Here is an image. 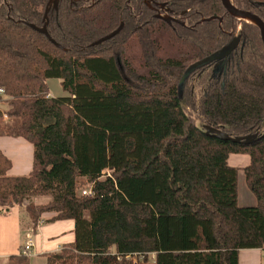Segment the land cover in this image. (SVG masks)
Instances as JSON below:
<instances>
[{
    "label": "trees",
    "instance_id": "16d2710c",
    "mask_svg": "<svg viewBox=\"0 0 264 264\" xmlns=\"http://www.w3.org/2000/svg\"><path fill=\"white\" fill-rule=\"evenodd\" d=\"M0 0V136L34 145L33 168L12 176L0 149V212L32 228L73 219L75 240L47 264H240L264 249V43L221 0ZM264 21V0H231ZM166 16V18H164ZM169 18L171 21H168ZM121 25L114 37L99 42ZM43 29V30H42ZM185 48L161 54V36ZM137 39L144 71L130 44ZM235 40L217 61L188 67ZM60 78L67 96H51ZM200 120L202 125L197 121ZM258 134L250 143L223 139ZM231 154H249L243 169ZM243 171L255 205L239 203ZM91 185L92 195L82 187ZM51 197L37 203L38 197ZM15 254L6 264H29Z\"/></svg>",
    "mask_w": 264,
    "mask_h": 264
},
{
    "label": "crops",
    "instance_id": "0c3cea01",
    "mask_svg": "<svg viewBox=\"0 0 264 264\" xmlns=\"http://www.w3.org/2000/svg\"><path fill=\"white\" fill-rule=\"evenodd\" d=\"M0 149L13 161L10 175L30 174L34 158V145L31 142L23 137L0 136ZM250 162L249 154H231L229 157L230 165L241 169ZM240 175H244L242 170ZM249 192L244 198L239 193L240 205H255V198L250 190ZM53 216V212L43 214L42 223L34 230L36 244L30 255L31 264H40V262L46 264L39 255L46 256V253L58 251L64 244L75 240V221L73 219L49 221ZM32 229L31 219L24 210L15 208L10 213L0 212V264L8 263L12 255L23 254L26 233ZM140 264H156L155 254H150L148 261L141 260ZM240 264H264V249L241 250Z\"/></svg>",
    "mask_w": 264,
    "mask_h": 264
},
{
    "label": "water",
    "instance_id": "95a60500",
    "mask_svg": "<svg viewBox=\"0 0 264 264\" xmlns=\"http://www.w3.org/2000/svg\"><path fill=\"white\" fill-rule=\"evenodd\" d=\"M221 1L223 3L224 7L226 8L227 12L230 15L239 17L240 19H244V20H247V21H250V22L256 24L259 27V29H260L261 38H262V41L264 43V21L258 15H255V14L249 12V11L241 10V9L237 8L232 3L231 0H221ZM164 18H166V16ZM167 20L171 21L169 18H167ZM122 27H123V25H121L117 30L112 32L110 35L100 39L99 42H102V41H105L107 39H110V38L114 37L116 34H118L120 32ZM235 43L236 42L234 40L231 44H229L228 46L224 47L220 52L216 53L215 55H213V56H211L209 58H205V59L200 60V61H196L195 63L191 64L188 67V69L186 70L184 76L181 79V82H180L181 90L184 87L185 81L198 68H201V67L209 64L212 61H215V60L218 61V60L227 58L228 55L230 54V52L232 51V49L236 47ZM221 64L224 65L225 61H222ZM205 129L207 130L208 133L215 134V135H217V136H219V137H221L223 139H226V140L230 139V140H233V141H245L246 143H250V142H252V141H254L255 139L258 138V134L253 135V136H247V137L232 138L228 134L224 133L223 131H221L219 129H216V128H213V127H210V126H205Z\"/></svg>",
    "mask_w": 264,
    "mask_h": 264
},
{
    "label": "rangeland",
    "instance_id": "374dc122",
    "mask_svg": "<svg viewBox=\"0 0 264 264\" xmlns=\"http://www.w3.org/2000/svg\"><path fill=\"white\" fill-rule=\"evenodd\" d=\"M161 42H162V50L161 54L164 56H179V54L185 50V48L175 45L169 38L167 33H163L161 36ZM130 56L133 60V63L135 64L136 67L140 69V71H144L142 69L141 65L143 63V55H142V49L140 44L138 43L137 39H133L131 44H130ZM48 84L50 87V92L51 96L53 97H62V96H67L68 93L63 89L62 87V80L60 78H50L48 80ZM5 107V106H4ZM197 123L199 125H202L201 121L198 120ZM264 131V126L259 130V133ZM232 162V161H231ZM91 185L86 183L83 187L82 190L84 189H90ZM239 193L241 194L242 198L245 197L246 193H250L246 183H245V176L240 175L239 176ZM51 197H38L35 199L37 203H47ZM32 254V253H31ZM30 254V255H31ZM33 256V255H32ZM43 261L46 262L47 264V257L42 255H39ZM34 258V256L32 257ZM31 264V257H30V263ZM40 264H43V262H40Z\"/></svg>",
    "mask_w": 264,
    "mask_h": 264
},
{
    "label": "built area",
    "instance_id": "2783aa9c",
    "mask_svg": "<svg viewBox=\"0 0 264 264\" xmlns=\"http://www.w3.org/2000/svg\"><path fill=\"white\" fill-rule=\"evenodd\" d=\"M2 95H5V90L3 88H0V110L3 113V120L7 121L9 119V116H8L7 111H6V108L4 107V101L2 99ZM82 192L85 195H92L91 188L90 189H84ZM41 223H42V221H40L39 225ZM35 244H36V242H35V238H34V229H32L31 231H28L26 233L23 253L25 255H30ZM127 258H132L135 263H139L142 260L141 256H139V255H134V256L129 255V256H127Z\"/></svg>",
    "mask_w": 264,
    "mask_h": 264
},
{
    "label": "flooded vegetation",
    "instance_id": "af4514ba",
    "mask_svg": "<svg viewBox=\"0 0 264 264\" xmlns=\"http://www.w3.org/2000/svg\"><path fill=\"white\" fill-rule=\"evenodd\" d=\"M56 0L55 1H53V3H52V5L54 6H56ZM222 61H225V64H226V61H227V58H224V59H221V60H218L217 61V63H216V65H215V68H214V71L215 72H217L218 70H222L224 67H225V64L224 65H222L221 63H222ZM222 65V66H221Z\"/></svg>",
    "mask_w": 264,
    "mask_h": 264
}]
</instances>
